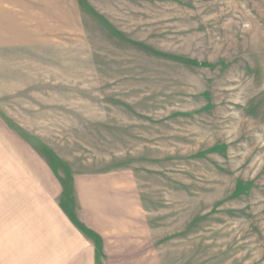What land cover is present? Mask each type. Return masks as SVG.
Segmentation results:
<instances>
[{
	"label": "rangeland",
	"instance_id": "374dc122",
	"mask_svg": "<svg viewBox=\"0 0 264 264\" xmlns=\"http://www.w3.org/2000/svg\"><path fill=\"white\" fill-rule=\"evenodd\" d=\"M0 13V206L27 226L19 248L0 231V264L6 247L17 264L92 260L77 253L78 233L98 244L84 183L108 176L135 184L143 264H264V0H0Z\"/></svg>",
	"mask_w": 264,
	"mask_h": 264
},
{
	"label": "crops",
	"instance_id": "0c3cea01",
	"mask_svg": "<svg viewBox=\"0 0 264 264\" xmlns=\"http://www.w3.org/2000/svg\"><path fill=\"white\" fill-rule=\"evenodd\" d=\"M0 15L4 14L0 13ZM82 189L81 185L80 190ZM134 190L135 184L130 181H121L120 176L105 177L100 184L89 185L84 183V197L82 198L84 201V224L86 225L84 228L95 232L98 238V244L94 245L86 234L83 237L78 233V239L82 242L80 244L84 247H80V251L77 253L92 256V260L88 258V262L84 260V264H96L95 261H98V255L102 251L105 252V250L108 254L129 256L127 261L130 264L146 263V259L143 260V257L138 259V256L152 255L151 244L149 242L150 246L146 247V240L152 239L153 236L144 224L145 220L144 222L141 221L142 224L138 223L135 209L138 211L137 207L139 206H137L138 200L135 199ZM95 192H97L96 197L93 196ZM95 198L96 204H92L91 201L95 202ZM9 210L5 203L0 206V215L3 214L2 220H0V231L6 232L5 237L10 239L9 244H15L19 248V241L22 243L25 239L26 220L24 217L19 216L20 212L17 211L19 208L16 209V212ZM132 210L133 213L130 214ZM10 212L12 213L8 215ZM68 216L69 214L66 218ZM67 219L70 227L75 228L74 221L69 217ZM27 222L28 231L35 232L40 229L38 221L36 228L34 219H32V222L30 220ZM13 240L16 242L14 243ZM6 248L9 254L12 255L8 264H17V262L14 263L13 258L17 253V248ZM135 255L138 256L135 257Z\"/></svg>",
	"mask_w": 264,
	"mask_h": 264
}]
</instances>
